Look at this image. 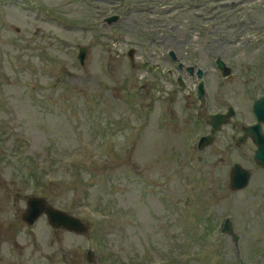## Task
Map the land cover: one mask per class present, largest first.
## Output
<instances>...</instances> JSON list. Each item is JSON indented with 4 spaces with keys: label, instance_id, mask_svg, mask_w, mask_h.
Returning <instances> with one entry per match:
<instances>
[{
    "label": "rangeland",
    "instance_id": "374dc122",
    "mask_svg": "<svg viewBox=\"0 0 264 264\" xmlns=\"http://www.w3.org/2000/svg\"><path fill=\"white\" fill-rule=\"evenodd\" d=\"M263 91L264 0H0V264H264V171L237 142ZM30 195L88 231L28 225Z\"/></svg>",
    "mask_w": 264,
    "mask_h": 264
},
{
    "label": "water",
    "instance_id": "95a60500",
    "mask_svg": "<svg viewBox=\"0 0 264 264\" xmlns=\"http://www.w3.org/2000/svg\"><path fill=\"white\" fill-rule=\"evenodd\" d=\"M84 51L81 53V59L84 56ZM201 74V73H200ZM200 91L199 95L203 99L204 98V89L203 83L199 86ZM255 112L258 118V123L251 127L254 130V142L257 145V150L255 153V160L264 167V133L262 132V128L260 123L264 122V97L257 102H255ZM227 115L217 114L212 116L209 120L213 124L214 129H217L224 120H226ZM247 132H250L251 129H245ZM252 133V132H251ZM209 137H204L202 140H205V144L209 143ZM251 173L249 170L243 168L240 164H235L231 171V181L230 186L232 189H241L248 185ZM42 214H46L50 223L56 227H62L69 231L84 233L88 231V226L78 217L70 215L69 213L57 209L50 205L44 197H35L32 196L28 200V209L24 214V220L33 224L39 216ZM224 231L228 233H232L233 228L229 221L226 220V225L224 227Z\"/></svg>",
    "mask_w": 264,
    "mask_h": 264
},
{
    "label": "flooded vegetation",
    "instance_id": "af4514ba",
    "mask_svg": "<svg viewBox=\"0 0 264 264\" xmlns=\"http://www.w3.org/2000/svg\"><path fill=\"white\" fill-rule=\"evenodd\" d=\"M263 95H264V93H263Z\"/></svg>",
    "mask_w": 264,
    "mask_h": 264
}]
</instances>
